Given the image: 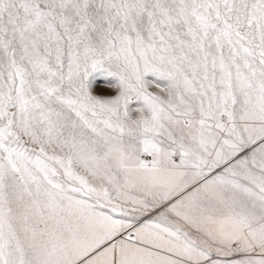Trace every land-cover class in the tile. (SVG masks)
<instances>
[{
  "label": "snow or ice",
  "instance_id": "1",
  "mask_svg": "<svg viewBox=\"0 0 264 264\" xmlns=\"http://www.w3.org/2000/svg\"><path fill=\"white\" fill-rule=\"evenodd\" d=\"M0 264H264V0H0Z\"/></svg>",
  "mask_w": 264,
  "mask_h": 264
}]
</instances>
